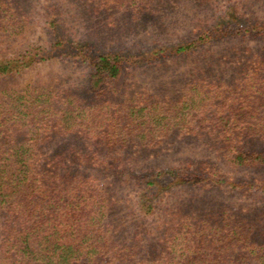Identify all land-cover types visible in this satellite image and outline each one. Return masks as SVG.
I'll list each match as a JSON object with an SVG mask.
<instances>
[{"label": "rangeland", "instance_id": "1", "mask_svg": "<svg viewBox=\"0 0 264 264\" xmlns=\"http://www.w3.org/2000/svg\"><path fill=\"white\" fill-rule=\"evenodd\" d=\"M1 1L0 60L19 63L31 51L55 56L42 61L37 56L31 64L20 65L13 76L0 78V90L26 93L40 89L50 92L60 107L70 95L81 107H88L89 60L104 53L122 56L123 75L116 91L99 106L106 110L97 112L92 104L84 111V119L90 124L102 118L117 123L116 112L122 114L124 107L133 104L144 110L141 118L150 129L148 136L136 140L127 151L110 152L118 170L114 173L116 193L123 200L118 204L126 227L124 238L136 237L145 252L160 249L159 240L169 233L164 224L174 221V215L183 218L171 227L185 238L194 227L195 216L214 228L243 221L246 229L264 230V170L232 167L222 141L210 135L213 127L218 135L217 120L228 119L231 106L239 113H245L247 104L256 106L264 119V102L245 93L247 81L261 86L264 80V32L252 30L264 31V0ZM58 41L64 45L53 52ZM176 45L192 48L185 54H171ZM182 106L194 107L201 119L200 124L193 121L186 127L206 128L203 134L170 130L163 123H157L154 131L152 122L161 112L168 115L175 112L171 108ZM182 116L179 110L180 123ZM82 143L89 141L60 134L48 141L45 154L67 159ZM200 167L214 170L221 190L207 180L210 169L195 173ZM109 173L102 176L107 179ZM102 185L106 186L95 185L99 196ZM145 188L153 212L143 217L138 204L142 205ZM221 238L229 240V235ZM1 241L0 235V245ZM225 253L232 256L228 250Z\"/></svg>", "mask_w": 264, "mask_h": 264}, {"label": "trees", "instance_id": "2", "mask_svg": "<svg viewBox=\"0 0 264 264\" xmlns=\"http://www.w3.org/2000/svg\"><path fill=\"white\" fill-rule=\"evenodd\" d=\"M2 12L0 0V15ZM63 45L58 41L51 50L55 52ZM191 48L176 45L171 54H185ZM37 56L42 61L55 55L31 51L19 63L2 59L0 78L13 76L20 65L31 64ZM89 65L86 93L91 102L88 107H81L71 95L64 98L66 102L60 107L51 100L50 92L40 89L26 93L0 90V216L3 221L0 261L4 264H245L248 261L264 264V230L246 229L241 225L243 221L214 228L213 224L208 225L195 216L194 227L185 238L171 227L174 221L183 218L174 215V221L168 218L164 224L169 233H164L159 240L160 249L154 247L147 252L142 250L136 237H123L126 227L121 221L124 217L119 206L123 200L116 193L114 173L118 170L116 159H110V154L116 150L127 151L136 140L146 138V131L150 129L141 118L144 110L133 104L124 107L122 114L116 112L117 123L102 118L90 124L89 119H84V111L92 104L97 112L106 110L99 106L109 100L111 91H116L115 85L124 67L119 53L99 54L89 60ZM261 82L260 86L247 81L245 93L264 102V80ZM45 90H50V86ZM226 97L230 98V94L226 93ZM194 107L179 109L183 113L182 123L177 117V108H171L175 112L170 111L168 115L161 112L160 118L153 119L154 131L157 123H163L170 130L203 134L206 128L186 127L193 121L201 123ZM230 109H233L230 119L219 117L217 120L218 135L214 127V134H207L222 141L221 147L230 154L232 167L264 170V119L259 117L256 106L250 104L245 105V113H239L234 106ZM80 118L82 123L78 122ZM178 125L184 126L176 128ZM60 134L77 136L89 143L78 144L67 159H58L59 154H45L48 141ZM204 167L196 168L195 173L210 169L207 180L221 190V180L213 176L214 170ZM93 170L97 173L91 174ZM107 173L105 179L102 175ZM91 180L95 185L105 183L100 188L101 196L97 195L99 187L91 185ZM147 192L145 188L140 198L142 205L138 204L143 217L153 212ZM227 235L229 240L221 238ZM205 236L210 239L205 241ZM225 250L232 256L227 257Z\"/></svg>", "mask_w": 264, "mask_h": 264}]
</instances>
